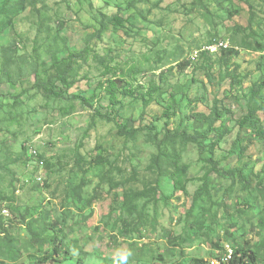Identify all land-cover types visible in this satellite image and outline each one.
I'll list each match as a JSON object with an SVG mask.
<instances>
[{"label": "rangeland", "instance_id": "374dc122", "mask_svg": "<svg viewBox=\"0 0 264 264\" xmlns=\"http://www.w3.org/2000/svg\"><path fill=\"white\" fill-rule=\"evenodd\" d=\"M134 1L0 0V215H10L11 233L26 247L30 234L22 220L48 210L51 220L60 223L64 246H72L71 258L60 264H76L79 258L83 264H118L129 253L127 264H189L192 259L212 264L236 242L260 244L264 231L254 227L264 201H253L236 176L214 173L197 198L210 170L204 160L210 152L201 157L197 144L181 139L167 151L176 149L186 166V190H174L168 177L156 187L157 171L150 166L159 149L149 142V131L136 139L120 136L117 122L104 120L98 110L105 114L116 107L138 118L145 101H154L153 93L160 94L155 89H162V104L154 101L148 107V121H155L154 132L163 138L167 124L173 132L200 130L188 116L219 103L224 117L217 125L223 122L229 133L216 153H230L225 163L230 168L241 166L236 141L255 128L241 129L238 120L258 105L250 99L251 90L264 78V0H149L136 9L130 7ZM9 6L14 9L10 15ZM115 16L120 23L102 31V21ZM52 41L60 48L58 59L67 58L68 51H85L74 65L75 83L68 89L60 84L66 90L63 99L34 89L32 66L39 73L43 63L51 67ZM223 43L228 48L217 49ZM223 49L238 54L223 60ZM109 82L117 86L120 102H112ZM183 86L185 92L175 89ZM174 90L179 101L157 120ZM257 118L264 122V113ZM259 148L243 160L249 164L246 176L264 168ZM98 156L102 163L95 161ZM133 175L129 186L147 188L136 206L142 213L137 230L129 226L130 218L121 219L127 215L124 186L114 187ZM81 183L76 197L73 190ZM96 192L98 198L91 201ZM167 232L188 243L171 246ZM258 256L264 264V254ZM18 264H29L27 257Z\"/></svg>", "mask_w": 264, "mask_h": 264}, {"label": "trees", "instance_id": "16d2710c", "mask_svg": "<svg viewBox=\"0 0 264 264\" xmlns=\"http://www.w3.org/2000/svg\"><path fill=\"white\" fill-rule=\"evenodd\" d=\"M149 0H135L130 7L137 8V4L148 3ZM33 6L35 4L31 3ZM9 5L11 3L9 2ZM13 8L9 6L7 13L13 12ZM141 16L143 12L139 13ZM120 23V20L115 16L111 19H108V22L102 21L101 30L106 31L110 28L112 23ZM111 23V24H110ZM10 25H13L12 19L10 20ZM56 40V39H54ZM56 46V49H54ZM261 51H264V46H260ZM60 48L58 49L56 41H52L48 46V53L52 55V65L51 67L46 68L44 64V69L41 73L36 70V65L32 66L34 70L35 84L34 89L38 90L39 93H42L43 96L47 98H67L66 90L61 89V85H66L67 89L75 83L76 70L74 65L79 59H83L85 51L76 53L69 52L68 57L63 59H58L57 54L59 53ZM234 53V49H223L221 54L223 60H228L231 58V55ZM209 55L208 51L203 53V56L207 57ZM186 66H189V62H185ZM183 67V64L180 66ZM108 70V69H107ZM238 76H233L236 79ZM117 86L109 82L108 84V93L113 103L120 102L117 101L116 91ZM175 89H180V91L187 90L185 86L176 87ZM175 91V90H174ZM155 93H160L159 96H155L153 93V98H156L154 101L161 103V100L164 99L163 94L165 93L162 89H155ZM179 92L170 93L169 103L164 107L163 115L158 116L157 120L167 117L170 109L174 104H176L178 99ZM251 100H257L258 105L255 107H250L249 110L238 120V126L241 129L251 126L255 128L250 136L240 137L236 141V144L240 145V154L238 156V161L242 162L241 166L235 168H230L225 163L230 157L229 154L219 156L216 152L221 147V143L226 135L229 133L226 125L222 122L220 125H217L219 120H222L224 113L222 112L219 103H215L211 111H194L188 116L189 120H196L199 122L200 130H196L194 133H190L188 130H182L173 132V129H169L167 124L166 133L163 138H160V133L155 134L153 127H155V121L151 123L148 121V117L151 115L148 112V107L154 101H145V107L142 113L138 118L133 116H126L121 113L116 107H112L110 112L105 114L101 113L98 110V116L102 117L108 122L116 121L118 125V134L120 136H127L131 138H138L142 133L148 132L150 134L149 142L155 143L159 149V153L155 154L153 158V163L150 166V169L155 173L156 187L160 185V181L163 177H168L172 180L174 190L176 191H185L186 184H184V177L186 175V166L180 163V156L176 149L172 153H169L168 145H174V142L177 139H181L183 142H190L197 144L199 147V152L201 157L206 155V152H210V156L204 157V160H207L209 165V172L205 173L204 178V187L198 192L197 198L201 197V193L204 192L208 187L207 177L211 173H214L223 178L237 177L240 183L243 185L244 190L248 193V196L252 197L253 201H256L258 198L264 201V168L260 172H251L249 175H245V169L249 167L248 163H243V160L247 157L248 152L252 148H259V151L264 153V122L260 123V120L257 118L258 112L264 113V78L261 77L259 84L256 85L251 90ZM85 101H87L85 99ZM154 120V119H153ZM233 151L231 152V154ZM207 158V159H206ZM104 160L103 157H96L95 161L102 163ZM250 163V162H249ZM44 164V162H43ZM114 167L116 164L114 163ZM155 168V169H154ZM111 174V171H108ZM136 175H133L131 179H125L124 181L116 182V188L124 186L123 190V209L127 213L126 216L121 217V219L127 221L129 218V226L134 229H139V226L142 225V213L137 211L138 200L147 193L146 189H137L132 186H129V182L136 180ZM148 183H152L153 179H149ZM146 183V182H145ZM251 189H254L253 192H250ZM80 190H82V183L73 190L74 196L80 197ZM98 198V193L96 192L91 201ZM250 206V202L246 203ZM225 205V214L223 218L225 219L229 214L228 207ZM8 212V211H6ZM138 212V213H137ZM137 213L136 216L134 214ZM8 214V213H7ZM3 214L0 215V264H18L22 259L27 257V262L29 264H60L62 261L71 258V247H66L63 244L62 236H60L61 230L59 229V221L51 220L48 210L43 209L40 211L39 216H30V219L27 220V217L22 220V225L26 226L30 234V241L27 246L24 247L23 243L20 242L13 234L11 233L9 222L7 218L10 215ZM6 215V216H5ZM259 229L264 231V207L259 213L257 224L254 227L255 230ZM258 231V230H257ZM195 234V233H192ZM257 234L260 235V232ZM262 236V235H261ZM167 242L174 247H178L180 244L188 243V239L182 236H173L170 232L165 234ZM77 251L84 253L83 249L77 244L73 245ZM47 249H50L49 251ZM220 249H222L220 247ZM233 254L232 258L228 261V264H259V253L264 254V237L262 238L260 244L255 245L251 241L246 242H236L232 246ZM222 255L217 256L221 258L224 254L227 253V250L223 248ZM139 260L136 259V262ZM76 264H83L81 258L78 259ZM189 264H208L203 260L192 259Z\"/></svg>", "mask_w": 264, "mask_h": 264}, {"label": "built area", "instance_id": "2783aa9c", "mask_svg": "<svg viewBox=\"0 0 264 264\" xmlns=\"http://www.w3.org/2000/svg\"><path fill=\"white\" fill-rule=\"evenodd\" d=\"M224 47L228 48V45L226 44H221L220 46L217 47V49ZM233 250L229 249L227 250V253L224 254L221 258L215 259L212 264H228V261L232 258Z\"/></svg>", "mask_w": 264, "mask_h": 264}, {"label": "clouds", "instance_id": "9594fccd", "mask_svg": "<svg viewBox=\"0 0 264 264\" xmlns=\"http://www.w3.org/2000/svg\"><path fill=\"white\" fill-rule=\"evenodd\" d=\"M129 254L121 255L119 257L118 264H127Z\"/></svg>", "mask_w": 264, "mask_h": 264}]
</instances>
